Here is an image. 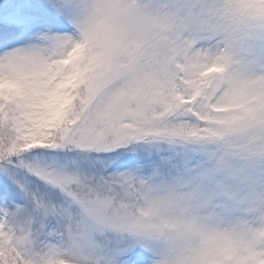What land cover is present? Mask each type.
I'll return each instance as SVG.
<instances>
[{"label":"snow or ice","instance_id":"snow-or-ice-1","mask_svg":"<svg viewBox=\"0 0 264 264\" xmlns=\"http://www.w3.org/2000/svg\"><path fill=\"white\" fill-rule=\"evenodd\" d=\"M0 264H264V0H0Z\"/></svg>","mask_w":264,"mask_h":264}]
</instances>
